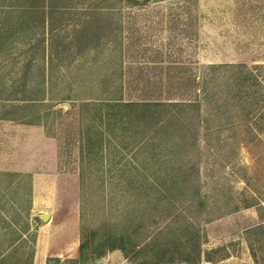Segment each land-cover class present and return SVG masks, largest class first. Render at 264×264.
I'll return each instance as SVG.
<instances>
[{"label":"rangeland","instance_id":"1","mask_svg":"<svg viewBox=\"0 0 264 264\" xmlns=\"http://www.w3.org/2000/svg\"><path fill=\"white\" fill-rule=\"evenodd\" d=\"M142 262L264 264V0H0V264Z\"/></svg>","mask_w":264,"mask_h":264},{"label":"trees","instance_id":"2","mask_svg":"<svg viewBox=\"0 0 264 264\" xmlns=\"http://www.w3.org/2000/svg\"><path fill=\"white\" fill-rule=\"evenodd\" d=\"M149 1L150 0H144L143 2H140L138 0H133L134 3L139 5H145ZM94 36L95 38L91 39L98 38L97 35ZM163 70L164 67H161V71H159L160 75H163ZM174 70L175 72L173 75L171 74V68L168 70V78L167 80L165 79L166 81L162 78L158 81H154L150 77L148 71H143L141 67H133L130 72V80L126 84V89L131 93H136V96L124 98L123 94H116L111 98L103 100L101 103L110 106L108 108L116 109L121 113L123 111H138L140 109H149L151 106L164 105L168 100L167 97L163 96V93L167 91L170 92L173 89L178 91L177 89H180L181 87L187 89L185 90L187 91L185 96L191 97V92L197 90L201 85L199 78L190 71L185 70L186 72L181 73L182 71L179 70V67H175ZM94 235L95 233L88 235V238L82 242L80 246V257L82 259L85 258V255L100 256L106 251V249L121 248L126 250V247L123 244H118L117 242L112 241L111 235L105 236L102 242L94 244ZM122 240L123 238H121V241ZM135 248L136 247H133V249ZM135 251L137 252L138 249ZM141 264H148V262H142Z\"/></svg>","mask_w":264,"mask_h":264},{"label":"water","instance_id":"3","mask_svg":"<svg viewBox=\"0 0 264 264\" xmlns=\"http://www.w3.org/2000/svg\"><path fill=\"white\" fill-rule=\"evenodd\" d=\"M38 216L45 222H48L51 219V214L48 212L40 213Z\"/></svg>","mask_w":264,"mask_h":264}]
</instances>
